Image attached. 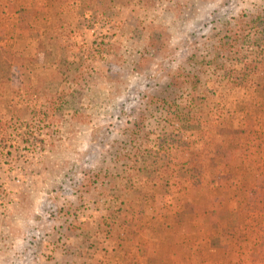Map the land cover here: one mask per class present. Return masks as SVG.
Instances as JSON below:
<instances>
[{
    "label": "rangeland",
    "instance_id": "374dc122",
    "mask_svg": "<svg viewBox=\"0 0 264 264\" xmlns=\"http://www.w3.org/2000/svg\"><path fill=\"white\" fill-rule=\"evenodd\" d=\"M258 15L0 0V264H264V45L215 51Z\"/></svg>",
    "mask_w": 264,
    "mask_h": 264
},
{
    "label": "trees",
    "instance_id": "16d2710c",
    "mask_svg": "<svg viewBox=\"0 0 264 264\" xmlns=\"http://www.w3.org/2000/svg\"><path fill=\"white\" fill-rule=\"evenodd\" d=\"M233 20V19H232ZM227 21L224 24V28L220 30L215 51L217 57H228L230 59H236L237 53L234 51V40H232L233 34L244 33L247 37H252L254 44L258 46L264 45V33L262 26H264V15H258L255 19L247 22H239L234 19V26H231V21Z\"/></svg>",
    "mask_w": 264,
    "mask_h": 264
}]
</instances>
